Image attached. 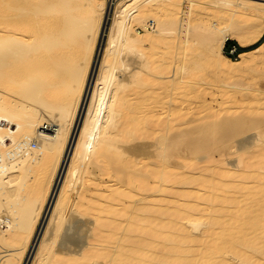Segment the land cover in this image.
Masks as SVG:
<instances>
[{
    "label": "bare ground",
    "instance_id": "1",
    "mask_svg": "<svg viewBox=\"0 0 264 264\" xmlns=\"http://www.w3.org/2000/svg\"><path fill=\"white\" fill-rule=\"evenodd\" d=\"M201 5L262 20L193 24ZM261 11L0 0V264H264V87L224 81L226 107L201 87L264 58ZM183 90L197 107L163 108Z\"/></svg>",
    "mask_w": 264,
    "mask_h": 264
},
{
    "label": "rangeland",
    "instance_id": "2",
    "mask_svg": "<svg viewBox=\"0 0 264 264\" xmlns=\"http://www.w3.org/2000/svg\"><path fill=\"white\" fill-rule=\"evenodd\" d=\"M259 1H264V0H259ZM254 10V9H253ZM256 14L251 10V9H246L244 10V13L241 14L240 16L234 17L232 15V12L228 9H225L221 6H213V5H201V6H197L194 10H193V14H192V19H193V24H205V23H212V22H216L218 23L221 27H226V26H232V27H237V28H242L245 29L246 27H248L249 25H254L257 24V26L259 25V23L261 22L262 18L255 16ZM260 16H264V11L259 12ZM136 24V23H135ZM264 39V36L257 42V44H260ZM237 49V52L235 54H232L231 50L233 48ZM243 47L239 46L238 43L235 40L230 39L224 48V52L226 55H228L230 58L237 60L239 58V53H240V49H242ZM246 49V48H244ZM162 52H166V50H163ZM221 65L225 68H229L228 67V62H226L225 60H220ZM230 73H224L221 69L218 68V66L213 62V63H207L206 67L204 69V79L206 81H203L202 83H204V85H202L201 87H205V85H207V83H209L208 86H210L211 90L214 93H217L213 98L217 99L218 101H225L227 100V102L224 104V106L226 107L227 105H229V103H233L234 100L230 101V98L225 97V99H223L224 96L221 95V91H223V88L221 87V83H223L224 81H234V80H243L245 82L251 83L254 87V89H258L260 87H264V58H261L257 61V63L254 66L251 67H246L244 65H232L230 67ZM211 97L212 96H208ZM210 98V99H211ZM166 99L164 100L165 102V106L167 107H163L164 109L169 110L171 105H174V107H184L183 111H186L189 108L192 107H197L198 103L191 97H187L185 91L183 90V92H180V94L178 95V97H176L175 99H173L172 104H166ZM163 102V103H164ZM217 103H215L216 105ZM35 146V145H34ZM70 165V164H69ZM69 170V167L67 168V172ZM51 192V191H50ZM49 192V194H50ZM49 194L46 197V204L48 206L49 203ZM58 200V195L55 198V203L53 205V209L51 211V213L53 212L55 205L57 203ZM46 206V208H47ZM49 207V206H48ZM50 216H49V221H50ZM86 229V227H84ZM72 229H70L68 232H70ZM46 231V230H45ZM44 230H43V236H44ZM72 237L76 238V239H83L86 240V236H85V231H81L80 233H75V235H72ZM42 239V236H41ZM64 239L67 241L70 239L68 233L65 234ZM39 246V245H38ZM38 246L36 247L38 249ZM35 248V250H37ZM29 253V247L26 249L25 254L24 255H28ZM32 257V256H31ZM34 262V256L31 259L29 264H33Z\"/></svg>",
    "mask_w": 264,
    "mask_h": 264
},
{
    "label": "built area",
    "instance_id": "3",
    "mask_svg": "<svg viewBox=\"0 0 264 264\" xmlns=\"http://www.w3.org/2000/svg\"><path fill=\"white\" fill-rule=\"evenodd\" d=\"M89 18H94V15L92 13V11L89 12ZM143 28H140V31H142ZM232 54H235L237 52V49L234 47L232 50H231Z\"/></svg>",
    "mask_w": 264,
    "mask_h": 264
},
{
    "label": "trees",
    "instance_id": "4",
    "mask_svg": "<svg viewBox=\"0 0 264 264\" xmlns=\"http://www.w3.org/2000/svg\"><path fill=\"white\" fill-rule=\"evenodd\" d=\"M244 50H246V49L242 48V49H240V52H242V51H244Z\"/></svg>",
    "mask_w": 264,
    "mask_h": 264
}]
</instances>
